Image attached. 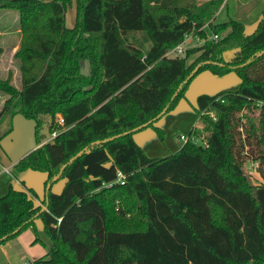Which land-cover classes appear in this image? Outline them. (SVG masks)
Listing matches in <instances>:
<instances>
[{"label": "trees", "instance_id": "trees-1", "mask_svg": "<svg viewBox=\"0 0 264 264\" xmlns=\"http://www.w3.org/2000/svg\"><path fill=\"white\" fill-rule=\"evenodd\" d=\"M214 5L0 0V10L17 13L21 34V89L0 80V140L15 115L34 120L36 148L15 167L47 174L44 211L32 190L10 188L0 198V245L40 219L51 247L32 264H264V10L250 34L237 20L209 24L217 40L166 57L186 34L206 37L198 30ZM136 35L150 44L146 51ZM203 70L235 71L240 86L198 96L199 127L187 142L147 157L133 134L173 108ZM248 156L256 186L243 172ZM59 181L60 193L51 192Z\"/></svg>", "mask_w": 264, "mask_h": 264}, {"label": "rangeland", "instance_id": "rangeland-1", "mask_svg": "<svg viewBox=\"0 0 264 264\" xmlns=\"http://www.w3.org/2000/svg\"><path fill=\"white\" fill-rule=\"evenodd\" d=\"M206 2L218 4L214 0H197V5ZM224 3L225 5L216 12L217 14L211 22L214 20L213 24H215L228 22L229 20L241 21L246 34H250L254 30L255 22L261 18L262 10H264V0H224ZM74 14L75 5L73 3L67 7L65 12L66 27L73 26ZM205 24L201 28L210 33L205 28ZM224 35H226V32L221 33V36ZM140 36L136 35L133 42L136 43L138 40L142 43L141 46L144 51H146L150 44ZM20 39L17 13L10 10H0V80L7 81L17 91L21 89L19 59L16 58L17 51L20 48ZM80 71L83 75L89 74L88 62L83 60L80 62ZM240 82V77L235 71L223 75L213 74L208 70L197 73L185 86L174 107L154 122L151 127L134 133V140L149 158L159 159L174 154L183 145L179 140L180 137H187L189 131L199 125L197 97L200 95L213 96L221 92H234L240 86ZM5 99L6 96L0 92V111ZM211 114L213 115V113ZM58 120L56 122L61 126ZM41 134H44L46 140L52 139V136L46 132L45 126L42 127ZM36 143L35 121L22 115H15L12 119L11 132L0 140V170L1 166L8 167L15 163L17 159L19 161L21 156L28 155L36 147ZM246 150H248V154L252 153L249 148ZM10 172L15 178L13 181L10 180L12 186L17 181L23 182L36 195L35 199L38 203L44 200L43 180L47 178L46 173L31 169L18 171L15 164L12 165ZM243 172L250 186H256L261 181L256 166L249 156L245 159ZM7 176L9 175L3 174L0 180L5 179ZM61 182L64 181H59L56 184ZM36 238L38 240L34 242ZM50 247L51 242L46 235L44 225L40 219H36L30 227L21 231L15 238L0 245V264H24L26 262L32 264L40 257H44Z\"/></svg>", "mask_w": 264, "mask_h": 264}, {"label": "crops", "instance_id": "crops-1", "mask_svg": "<svg viewBox=\"0 0 264 264\" xmlns=\"http://www.w3.org/2000/svg\"><path fill=\"white\" fill-rule=\"evenodd\" d=\"M210 1V0H209ZM214 1H217V0H214ZM222 3L221 4H219V6H218V4H215L214 5V8H215V10H217L216 12H218L219 11V9H221L222 8V6H224L225 5V3H224V0L223 1H221ZM3 11H5V10H3ZM217 14V13H216ZM216 14L214 15V17L216 16ZM213 17V18H214ZM214 21V20H213ZM238 21V20H237ZM241 22V21H240ZM214 23V22H213ZM222 23V22H221ZM256 23L257 22H255V26H256ZM243 24V23H242ZM255 28V27H254ZM237 90V89H236ZM196 127H199V125L198 126H196ZM137 143V142H136ZM36 148V147H35ZM35 148H33V150L35 149ZM32 150V151H33ZM23 156H25V155H23ZM23 156H21L19 159H21ZM18 161V159L15 161V163H12V165H14V164H16V162ZM12 165H10V166H8V167H4V166H1V170H0V177H3V174H5V175H9V176H7V177H5V179H1L0 180V194H2V195H0V198L1 197H3L6 193H7V191L10 189V188H12V189H14V190H20V191H24V192H28L27 190H31V189H29V188H27L25 185H24V183L23 182H19V181H17L15 184H14V186H12L11 185V182H10V180L11 181H13L15 178H14V176H12V173L10 172V170H11V168H12ZM11 176V177H10ZM46 181V179H44L43 180V188H44V190H45V185H44V182ZM63 184H64V182H61L60 184H56V185H54L52 188H51V192H53V193H56V194H58V193H60V191H61V189H62V187H63ZM36 196V195H35ZM36 197H34L33 198V203H34V205L35 206H41L42 208L44 207V205H42V202L41 203H38L37 202V200L35 199ZM38 239L36 238V240H34V242H36ZM40 258H42V257H40ZM5 264H9V263H5Z\"/></svg>", "mask_w": 264, "mask_h": 264}, {"label": "built area", "instance_id": "built-area-1", "mask_svg": "<svg viewBox=\"0 0 264 264\" xmlns=\"http://www.w3.org/2000/svg\"><path fill=\"white\" fill-rule=\"evenodd\" d=\"M216 11L214 12L213 16L204 25L206 29H209L208 24H211V23L213 24V21L211 22V20L213 19L214 15L216 14ZM200 30H203V28H200L198 30V32ZM218 38H219V36L217 34H213L212 32L207 33L205 38H200L197 34H194V32H192L190 34H186L183 38V41L180 44H178L175 48H173L172 50H170L166 53V57H170V58L179 57L184 53L185 50H187L191 47L200 46L203 43H205L206 41H210V40L215 41ZM58 122L62 125V119L61 118H59ZM179 140L181 141V143L185 144L188 140V137L181 136ZM121 178H122V176H121V174H119L118 175V182L121 181ZM24 264H29V263L26 262Z\"/></svg>", "mask_w": 264, "mask_h": 264}, {"label": "water", "instance_id": "water-1", "mask_svg": "<svg viewBox=\"0 0 264 264\" xmlns=\"http://www.w3.org/2000/svg\"><path fill=\"white\" fill-rule=\"evenodd\" d=\"M197 69H198V68H195V70L192 72L191 75H193V74L197 71ZM191 75H190V77H191ZM190 77H189V78H190ZM135 131H136V130H135ZM111 139H113V138H111ZM109 140H110V139H109ZM109 140H105V141H103V142H101V143H104V142L109 141ZM97 144H98V143H97ZM80 154H81V152H79V153L77 154V156H75L74 158H72V159L69 161V163L72 162V161H73L76 157H78ZM57 178H58V176L54 177V178H53V181L57 180ZM50 186H51V184H47V186H46V192L49 190ZM44 210H45V207H43V208L41 209V211H44Z\"/></svg>", "mask_w": 264, "mask_h": 264}]
</instances>
